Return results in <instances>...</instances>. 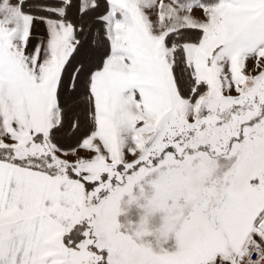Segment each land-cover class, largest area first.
<instances>
[{
	"label": "snow or ice",
	"instance_id": "1",
	"mask_svg": "<svg viewBox=\"0 0 264 264\" xmlns=\"http://www.w3.org/2000/svg\"><path fill=\"white\" fill-rule=\"evenodd\" d=\"M0 264H264V0H0Z\"/></svg>",
	"mask_w": 264,
	"mask_h": 264
},
{
	"label": "rangeland",
	"instance_id": "2",
	"mask_svg": "<svg viewBox=\"0 0 264 264\" xmlns=\"http://www.w3.org/2000/svg\"><path fill=\"white\" fill-rule=\"evenodd\" d=\"M125 207L126 206L122 204V208ZM140 215H141L140 210H138L135 206H132L131 208H127V212L121 215L118 219L121 224H124L125 220L129 222L132 221L134 224H138L140 221ZM160 216L161 214L159 213L156 214V217L152 221H150V226H158V224L160 223ZM147 239L152 240L153 238L149 237ZM169 243L174 244V240H171Z\"/></svg>",
	"mask_w": 264,
	"mask_h": 264
},
{
	"label": "clouds",
	"instance_id": "3",
	"mask_svg": "<svg viewBox=\"0 0 264 264\" xmlns=\"http://www.w3.org/2000/svg\"><path fill=\"white\" fill-rule=\"evenodd\" d=\"M127 212V207L122 208V215L125 214Z\"/></svg>",
	"mask_w": 264,
	"mask_h": 264
},
{
	"label": "trees",
	"instance_id": "4",
	"mask_svg": "<svg viewBox=\"0 0 264 264\" xmlns=\"http://www.w3.org/2000/svg\"><path fill=\"white\" fill-rule=\"evenodd\" d=\"M127 219V218H126ZM129 223H131V224H134L132 221L131 222H129V221H126L125 220V223H124V225H127V224H129Z\"/></svg>",
	"mask_w": 264,
	"mask_h": 264
}]
</instances>
